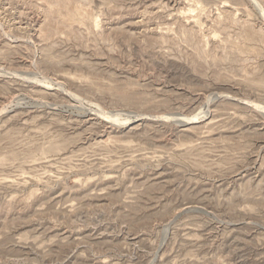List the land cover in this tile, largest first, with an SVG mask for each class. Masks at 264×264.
<instances>
[{"label": "rangeland", "instance_id": "obj_1", "mask_svg": "<svg viewBox=\"0 0 264 264\" xmlns=\"http://www.w3.org/2000/svg\"><path fill=\"white\" fill-rule=\"evenodd\" d=\"M0 264H264V0H0Z\"/></svg>", "mask_w": 264, "mask_h": 264}, {"label": "bare ground", "instance_id": "obj_2", "mask_svg": "<svg viewBox=\"0 0 264 264\" xmlns=\"http://www.w3.org/2000/svg\"><path fill=\"white\" fill-rule=\"evenodd\" d=\"M190 124H192V122H188V123H187V125H190Z\"/></svg>", "mask_w": 264, "mask_h": 264}]
</instances>
